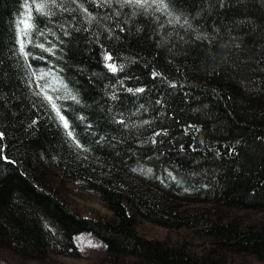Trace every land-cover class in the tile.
Returning <instances> with one entry per match:
<instances>
[{
    "label": "trees",
    "instance_id": "1",
    "mask_svg": "<svg viewBox=\"0 0 264 264\" xmlns=\"http://www.w3.org/2000/svg\"><path fill=\"white\" fill-rule=\"evenodd\" d=\"M81 232L110 264H264V0H0V264Z\"/></svg>",
    "mask_w": 264,
    "mask_h": 264
},
{
    "label": "rangeland",
    "instance_id": "2",
    "mask_svg": "<svg viewBox=\"0 0 264 264\" xmlns=\"http://www.w3.org/2000/svg\"><path fill=\"white\" fill-rule=\"evenodd\" d=\"M54 178L52 184L75 209L86 215L112 216V211L97 196L80 189L73 182L61 179L58 174H55ZM138 224L141 230L150 234L164 232L141 219L138 220ZM75 243L78 249L76 256L51 255L45 261H19L14 264H110L103 243L89 232L76 235Z\"/></svg>",
    "mask_w": 264,
    "mask_h": 264
},
{
    "label": "snow or ice",
    "instance_id": "3",
    "mask_svg": "<svg viewBox=\"0 0 264 264\" xmlns=\"http://www.w3.org/2000/svg\"><path fill=\"white\" fill-rule=\"evenodd\" d=\"M129 2H135L137 4H140V3L144 2V0H129ZM160 2L163 4L164 0H160ZM109 59H110V57H109ZM110 67L112 68L113 71H116V68L114 66L110 65ZM137 91H143V89H137ZM61 119L62 120L64 119L63 116H61ZM65 127H67V123H65Z\"/></svg>",
    "mask_w": 264,
    "mask_h": 264
}]
</instances>
